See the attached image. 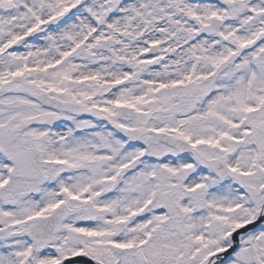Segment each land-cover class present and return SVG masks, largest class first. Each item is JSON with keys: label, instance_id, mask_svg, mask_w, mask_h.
Instances as JSON below:
<instances>
[{"label": "snow or ice", "instance_id": "1", "mask_svg": "<svg viewBox=\"0 0 264 264\" xmlns=\"http://www.w3.org/2000/svg\"><path fill=\"white\" fill-rule=\"evenodd\" d=\"M0 264H264V0H0Z\"/></svg>", "mask_w": 264, "mask_h": 264}]
</instances>
